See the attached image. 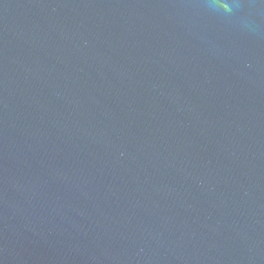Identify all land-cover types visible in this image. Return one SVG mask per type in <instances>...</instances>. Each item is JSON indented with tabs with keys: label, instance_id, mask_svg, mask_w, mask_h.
<instances>
[{
	"label": "water",
	"instance_id": "95a60500",
	"mask_svg": "<svg viewBox=\"0 0 264 264\" xmlns=\"http://www.w3.org/2000/svg\"><path fill=\"white\" fill-rule=\"evenodd\" d=\"M0 264H264V0H0Z\"/></svg>",
	"mask_w": 264,
	"mask_h": 264
}]
</instances>
